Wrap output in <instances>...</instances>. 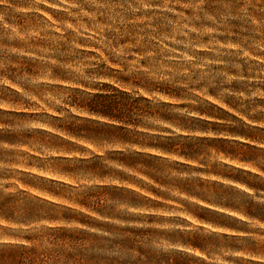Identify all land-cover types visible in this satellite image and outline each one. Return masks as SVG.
<instances>
[{
    "label": "clouds",
    "instance_id": "1",
    "mask_svg": "<svg viewBox=\"0 0 264 264\" xmlns=\"http://www.w3.org/2000/svg\"><path fill=\"white\" fill-rule=\"evenodd\" d=\"M0 264H264V0H0Z\"/></svg>",
    "mask_w": 264,
    "mask_h": 264
}]
</instances>
